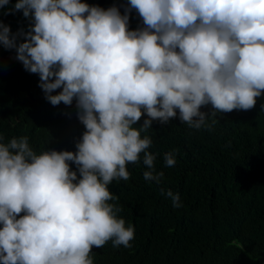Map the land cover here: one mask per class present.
<instances>
[{"label": "clouds", "instance_id": "clouds-1", "mask_svg": "<svg viewBox=\"0 0 264 264\" xmlns=\"http://www.w3.org/2000/svg\"><path fill=\"white\" fill-rule=\"evenodd\" d=\"M133 9L142 26L129 30ZM16 11L29 30L0 21V46L39 75L53 106L75 100L85 131L75 152L37 153L28 137L0 134V264H93V247L134 238L110 202L112 181H127L141 153L145 180L164 176L141 135L152 121L167 124L178 110L190 128L210 129L209 116L250 110L264 93V0H128L123 14L82 0H16L5 14ZM164 160L176 163L171 152ZM161 194L181 206L179 193Z\"/></svg>", "mask_w": 264, "mask_h": 264}, {"label": "trees", "instance_id": "trees-1", "mask_svg": "<svg viewBox=\"0 0 264 264\" xmlns=\"http://www.w3.org/2000/svg\"><path fill=\"white\" fill-rule=\"evenodd\" d=\"M121 14L128 0H82ZM16 0L0 8V21L12 33L27 32L32 23L22 11L8 12ZM142 26L133 9L129 30ZM18 37L17 43L23 42ZM15 49L0 46V134L6 143L28 137L30 147L75 152L85 131L77 117L75 100L53 106L39 87V75L26 71ZM60 91L57 89L52 94ZM206 115L211 105L200 109ZM141 117L134 127L146 119ZM216 122L212 124V121ZM210 129L190 128L177 117L167 124L152 121L142 136L151 137L148 151L156 155V171H163L159 184L146 181L143 153L129 163L130 177L113 180L110 192L118 197V213L125 225L134 226L130 247H114L112 241L93 247V264H264V93L250 110H233L209 116ZM176 163L165 165L166 153ZM70 163L73 171L76 166ZM179 193L174 207L161 189ZM23 215V213H21Z\"/></svg>", "mask_w": 264, "mask_h": 264}]
</instances>
